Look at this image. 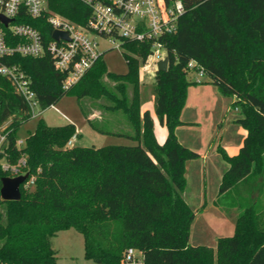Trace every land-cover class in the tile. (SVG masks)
<instances>
[{"label":"trees","instance_id":"1","mask_svg":"<svg viewBox=\"0 0 264 264\" xmlns=\"http://www.w3.org/2000/svg\"><path fill=\"white\" fill-rule=\"evenodd\" d=\"M182 1L177 31L163 38L169 67L156 72L152 86L156 114L167 129L163 142L156 137L150 111L142 108L139 70L149 44L123 42L125 73L110 71L103 52L69 89L63 88L64 75L49 54L7 60L31 78L42 110L65 95L92 99L93 107L83 109L90 124L137 144L69 146L79 136L74 123L51 126L40 118L19 147L17 133L32 118L30 109L0 75V126L9 122L3 148L12 162L24 154V170L36 177L32 188L21 187L19 200L0 198V264H57L53 238L69 228L84 236L86 257L99 264H125L129 248L142 253V264H264V0ZM50 7L81 24L91 13L84 0H50ZM24 20L51 37L44 16ZM192 60L204 68L206 81L188 77ZM203 83L233 99L230 108L238 110L236 121L245 130L237 153L217 147L229 166L215 204L237 216L234 234L219 237L215 248L190 243L196 212L184 196L186 168L201 155L176 132L192 124L182 119L189 87ZM94 108L100 119L91 117ZM119 112L132 132L102 124L114 122ZM4 176L8 173L0 168V188ZM229 196L233 199L227 201Z\"/></svg>","mask_w":264,"mask_h":264},{"label":"built area","instance_id":"2","mask_svg":"<svg viewBox=\"0 0 264 264\" xmlns=\"http://www.w3.org/2000/svg\"><path fill=\"white\" fill-rule=\"evenodd\" d=\"M91 8L86 24L75 22L50 7V0H0V13L9 19L8 25L0 20V75L8 78L19 94L27 102L31 117H38L41 112L32 80L16 63L7 60L15 55L43 57L49 54L55 69L64 75L62 86L69 89L95 64L104 52L99 38L116 48H123L125 40L149 44V54L142 62L139 78L144 81L145 73L150 75L158 71V62L168 57L167 46L163 38L177 31L178 21L185 10L182 0H84ZM44 16L51 27V37H44L41 31L24 20L26 17ZM55 30L67 32L68 37H53ZM152 65L155 69H152ZM198 73L195 80L205 81L203 67L195 61L188 65ZM53 106V105H51ZM1 127V126H0ZM0 130V168L15 177L25 174L27 160L23 154L16 162L10 161L3 148L7 133ZM77 137L74 135L68 145L73 146ZM19 147L25 140L17 141ZM35 175H29L21 187L34 186ZM134 248H129L124 257L125 264H142V257L137 256Z\"/></svg>","mask_w":264,"mask_h":264},{"label":"rangeland","instance_id":"3","mask_svg":"<svg viewBox=\"0 0 264 264\" xmlns=\"http://www.w3.org/2000/svg\"><path fill=\"white\" fill-rule=\"evenodd\" d=\"M99 42L102 51H104L103 57L108 69L115 73L127 72L128 64L123 54V48L113 47V45L102 38H99ZM152 69H155L154 65H152ZM188 77L196 80L198 73L195 70H190ZM204 79L207 80L208 78L204 77ZM154 83L155 74L145 73L144 81L141 82L140 80L142 108L150 111L155 122L156 137L159 142H163L167 136V129L160 123L155 111V100L152 95ZM204 85L209 86L200 88L216 89V86L214 87L212 83ZM200 88H191L190 94L193 97L194 95L198 96ZM217 95L212 96L211 100L207 99V101H204L200 99L197 104H189L190 106L183 113V118L192 120L191 122L193 123L184 125L179 132L180 138L185 142L184 144L195 148L198 152H203L205 149H209L212 152L209 160L214 162V166L208 169H205L203 165L199 166L201 164L200 158L192 159L195 167L193 164L190 165L186 199L191 202L197 214L191 227L190 243L192 245L208 244L214 248L219 236L234 234L237 216V211L225 210L219 206L220 212L217 210H201L204 205L208 207L212 203L211 206H214L211 200L218 197L222 171L225 168L227 170L229 166L217 151V147L221 145L232 155L238 152L239 147L243 144V134H245L244 128L236 121L239 117V112L236 109L226 111L227 107L231 106L229 103L230 99L221 98L220 94V96ZM91 102L92 99L78 100L75 95H65L58 103L43 110L38 117H32L24 122L18 130V140H25L29 133L35 130L38 120L42 118L44 122L51 126L63 125L69 122L74 123L78 129L79 136L73 145L101 147L110 144H137L136 140L127 136L117 133H102L96 130L87 120L83 111L84 106L93 107ZM92 111L91 117L100 119V111L95 108ZM8 123L2 125L0 130L4 129ZM102 124L108 128L118 129L122 133L132 132L129 121L121 113L118 114V118L114 122L106 119ZM200 198L202 203L199 202V205H197ZM232 199L233 197L231 196L226 198L227 201ZM53 246L58 250L59 258L57 264H99L86 257L84 236L75 228L60 231L53 238ZM137 256L141 258L143 255L137 251Z\"/></svg>","mask_w":264,"mask_h":264},{"label":"crops","instance_id":"4","mask_svg":"<svg viewBox=\"0 0 264 264\" xmlns=\"http://www.w3.org/2000/svg\"><path fill=\"white\" fill-rule=\"evenodd\" d=\"M206 81V80H205ZM204 84H207V83H203V84H200V85H198V84H196V85H192V86H190L189 87V92H188V99H187V103H186V106L184 107V110H183V112H182V119L183 120H185V121H188V122H191L192 120H189V119H184L183 118V113L185 112V109L188 107V106H190L189 104H193V103H196L197 104V102H199L200 101V99H203L204 101H207V99L209 100L212 96H216L217 94V96H220L221 94H220V92L218 91V89H217V87H215V85H214V87L216 88V89H212V88H206V89H201L200 87H208L209 85H204ZM210 86H213V85H210ZM191 88H200V93L198 94V96H195L194 95V97L190 94V89ZM219 92V93H218ZM220 94V95H219ZM222 96V95H221ZM216 98H218V97H216ZM221 98H225V99H228V97H225V96H222ZM225 99H223V100H225ZM230 99V104H231V102L233 101V99H231V98H229ZM228 99V100H229ZM211 100V99H210ZM225 104V103H224ZM144 109V108H143ZM145 110V109H144ZM227 110H231V108H230V106H228L227 107V109H226V111ZM238 111V110H237ZM193 123V122H192ZM183 126H179L178 128H177V130H176V132H177V135H178V137H179V139H180V141L184 144L185 142L180 138V136H179V132H180V130H181V128H182ZM77 131H78V129H77ZM79 133V132H78ZM244 135V137H245V134H243ZM244 139V138H243ZM186 145V144H185ZM242 145V144H241ZM188 146V145H187ZM189 147V146H188ZM241 147V146H240ZM239 147V148H240ZM190 148H192L191 146H190ZM192 149H194V150H196L195 148H192ZM196 151H198V150H196ZM218 151V150H217ZM200 153V159H199V161L201 162V164L199 165V166H202L203 165V167L205 168V169H208V168H210V167H213L214 166V162H211V160H209V157H210V155L212 154V152L209 150V149H205L203 152H199ZM237 153V152H236ZM235 154V153H234ZM193 161L192 160H189L188 162H187V168H186V178H187V186H188V175H189V169H190V165L191 164H193L192 163ZM213 164V165H212ZM194 165V164H193ZM194 167H195V165H194ZM226 170V168L225 169H223V171H222V173H224V171ZM223 175V174H222ZM186 186V189H185V192H184V195H185V198H186V194L188 193L187 192V187ZM187 200V199H186ZM215 198L213 199V200H211L212 202H213V204H214V206H211L212 205V203H211V205L210 206H208V207H206V205H204L202 208H201V210L202 211H205L206 209V211H215V210H217L218 212H220L221 210H220V208L217 206L216 207V205H215ZM188 202H189V200H187ZM199 202L200 203H202V200H201V198H200V200L198 201V204L197 205H199ZM189 204L191 205V207L193 208V206H192V204H191V202H189ZM196 209H198V208H196ZM220 210V211H219ZM196 216H197V214H196ZM196 216H195V219H196ZM224 216V218H226V216L225 215H223ZM195 219H194V221H195ZM194 223V222H193ZM193 225V224H192ZM219 237H222V236H219ZM218 237V238H219ZM208 245V244H207Z\"/></svg>","mask_w":264,"mask_h":264},{"label":"water","instance_id":"5","mask_svg":"<svg viewBox=\"0 0 264 264\" xmlns=\"http://www.w3.org/2000/svg\"><path fill=\"white\" fill-rule=\"evenodd\" d=\"M0 20L5 24L8 25L9 19L4 17L0 13ZM61 36L68 37L67 32H61L59 30H55L53 33V37L55 39H59ZM169 67V57H166L163 60L158 62V71H165ZM0 107H1V100H0ZM29 177V173L26 172L25 174H21L15 177L11 176H4L1 179L2 186L0 188V196L3 200H19L22 196L21 186Z\"/></svg>","mask_w":264,"mask_h":264}]
</instances>
